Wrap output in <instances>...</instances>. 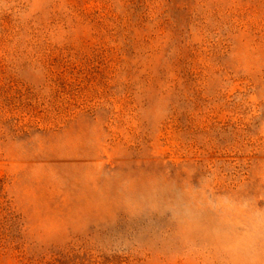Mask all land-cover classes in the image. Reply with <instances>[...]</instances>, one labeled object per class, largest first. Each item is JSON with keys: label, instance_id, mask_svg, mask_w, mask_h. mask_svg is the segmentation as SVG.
I'll use <instances>...</instances> for the list:
<instances>
[{"label": "rangeland", "instance_id": "rangeland-1", "mask_svg": "<svg viewBox=\"0 0 264 264\" xmlns=\"http://www.w3.org/2000/svg\"><path fill=\"white\" fill-rule=\"evenodd\" d=\"M0 264H264V0H0Z\"/></svg>", "mask_w": 264, "mask_h": 264}]
</instances>
